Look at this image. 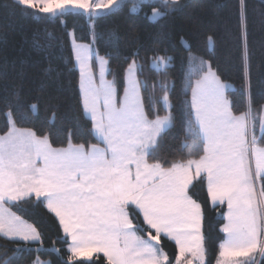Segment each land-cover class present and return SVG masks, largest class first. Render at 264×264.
Segmentation results:
<instances>
[{
  "label": "snow or ice",
  "instance_id": "snow-or-ice-1",
  "mask_svg": "<svg viewBox=\"0 0 264 264\" xmlns=\"http://www.w3.org/2000/svg\"><path fill=\"white\" fill-rule=\"evenodd\" d=\"M4 7L60 26L71 38L79 78L77 117L61 129V146L52 140L58 105L46 106L51 115L38 123V103H24L16 91L0 95V264H18L45 244L44 233L13 205L42 207L52 218L55 264H212L197 183L213 209L223 206L215 264H255L257 252L264 258V147L255 133L257 122L264 133V103L256 107L253 98L247 0H237L245 104L239 112L233 85L183 36L179 92L170 78L173 57L159 49L142 57L137 46L115 69L111 53L95 49L103 41L119 52L124 39L115 26L98 32L104 19L126 9L158 23L186 7L184 0H9ZM77 21L87 24V44L77 42ZM205 47L214 50L213 36ZM146 71L155 74L151 84ZM177 123L184 138L164 153ZM165 240L174 243L172 255ZM27 264L54 262L36 255Z\"/></svg>",
  "mask_w": 264,
  "mask_h": 264
},
{
  "label": "trees",
  "instance_id": "trees-1",
  "mask_svg": "<svg viewBox=\"0 0 264 264\" xmlns=\"http://www.w3.org/2000/svg\"><path fill=\"white\" fill-rule=\"evenodd\" d=\"M8 2L9 0H0V95L16 91L24 103H38L39 113L36 117L38 123L44 122L46 117L51 115L50 111H46V106L58 105L52 140L54 146H61V141L66 136L61 129L64 125L74 123L77 117L75 109L79 73L70 62V37L55 23H37L18 13L14 14L9 8L4 7ZM184 2L186 7L168 20L158 23L148 22L138 15H126V9L104 19L97 31L104 32L106 28L115 26L119 28L124 39L121 41L119 52L107 47L103 41L95 45V49L99 50L101 55L111 53L110 64L113 69L117 64L123 63L128 53L137 46L142 49V57L145 55L150 57L153 49H159V54L166 53L173 57L174 67L170 70V78L176 81L179 92L183 80L181 62L187 56L179 43V37L183 36L194 49L199 46L198 54L204 59H211L214 67L222 74V78L233 85L235 91L230 92V95L237 101L235 110L243 111L245 104L239 92L241 34L237 0H184ZM247 7L253 98L255 106L258 107L264 103V0H247ZM71 23L70 21V27ZM76 23L77 42L89 43L91 37L86 22ZM161 24L165 27L161 28ZM209 35L215 39L212 51L205 47ZM50 68L53 69L52 72L47 71ZM144 75L151 84L154 72L146 71ZM182 99L183 97H179V100ZM173 100L178 104L177 97H173ZM176 115L179 120V111ZM183 138L180 124L177 123L176 128L165 138L162 151L169 153L177 150ZM89 141L95 142L91 137ZM259 141L260 146L264 147V133ZM75 142L81 141L78 138ZM184 153L186 155V149ZM193 192L204 206L207 248L212 264H215V256L212 253L222 239L219 228L223 220L218 213L223 207L213 209L207 202L206 188L199 183ZM9 207L29 223L38 226L45 236L44 248L39 253L33 251L25 254L18 264H27L36 255H39L41 260H52L55 264L57 256L51 251L55 227L46 210L41 207L23 211L14 205ZM0 243L3 241L0 240ZM55 246L61 247L59 243ZM7 247L14 248L15 245L9 244ZM164 247L170 255L175 251L174 244L167 240L164 241ZM3 251L0 249V254ZM7 255L11 256L12 253L8 252ZM255 264H264V258L260 254L255 258Z\"/></svg>",
  "mask_w": 264,
  "mask_h": 264
},
{
  "label": "rangeland",
  "instance_id": "rangeland-1",
  "mask_svg": "<svg viewBox=\"0 0 264 264\" xmlns=\"http://www.w3.org/2000/svg\"><path fill=\"white\" fill-rule=\"evenodd\" d=\"M70 41H71V38H70ZM94 63V61H93ZM255 133L258 137V140L261 138V136L263 135V133L260 131V128H259V123L257 122V126H256V130H255ZM212 206V205H211ZM223 207V206H221ZM174 244V243H173ZM257 255H259V252H257L256 254H254L255 258L257 257Z\"/></svg>",
  "mask_w": 264,
  "mask_h": 264
}]
</instances>
